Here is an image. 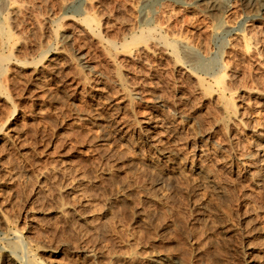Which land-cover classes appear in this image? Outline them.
Masks as SVG:
<instances>
[{"label":"rangeland","instance_id":"obj_1","mask_svg":"<svg viewBox=\"0 0 264 264\" xmlns=\"http://www.w3.org/2000/svg\"><path fill=\"white\" fill-rule=\"evenodd\" d=\"M15 1L25 8L14 20L22 40L16 59L28 57L34 64H45L54 57L41 55L43 42L47 41L52 51L60 46L68 50L75 65L68 69V77L101 78L107 90L88 97L81 92L80 97L74 95L68 82L47 79L35 88L28 83L29 71L8 68L7 83L0 85V216L8 221L5 228L0 225V253L9 251L8 260L9 254L23 257L5 245L20 236L30 244L28 259L35 264H49L51 258L43 251L66 241L55 258L58 264H120L114 262L116 257L129 258L134 252L135 262L121 264H146L153 251L175 254L184 264H245L243 235L251 234L252 223H260L264 229V188L256 190L239 180L234 169L224 170L206 162L215 181L224 188L223 195L201 193L196 198L198 204H204L199 212L192 208L193 202L178 180L174 186L180 189L170 188L172 205L163 209L148 204L141 211L143 221L134 224L132 211L141 207L138 195L149 187L151 175L136 177L126 171V163L118 154L123 151L124 157L133 159L135 153L122 146L118 152L119 145L111 141L113 135L103 143L95 140L109 129L96 126L99 122L93 114L104 117L112 113L115 107L109 101L113 97L119 103L121 117L141 120L147 116L142 102L134 100L131 107L116 92L113 81L118 74L141 101L163 97L193 115L192 130H207L218 117L212 102L217 90L213 78L226 71L229 79L225 98L234 103L249 126L264 124V97L254 99L247 93L264 94V20L255 17L251 4L232 0L222 17L227 28L216 32L214 15L179 0H155L143 9L142 14L148 18L144 20L137 10L138 0ZM61 1L66 2L64 8ZM89 1L94 2L90 10L85 5ZM4 2L0 0V10ZM83 10L97 25L95 39L81 32L74 22L84 17ZM50 34L55 36L53 40H47ZM108 42L115 45L114 50L109 51ZM137 45L147 46L150 52L133 60L122 57ZM7 55V48L0 47V56ZM79 55L91 68L89 72L80 65ZM12 65L18 63L12 61ZM182 67L189 72L195 69L201 82L213 91L210 99H201L196 81L188 78ZM241 131L235 126L213 129L205 140L218 149L222 161L235 169L251 140L250 134ZM186 135L183 133L181 139ZM181 147L190 152L187 146ZM109 169L118 170L115 178L103 180L102 173ZM123 182L130 183V188L135 186L130 189L128 204L115 195L117 185ZM249 210H254L250 221H244ZM222 228L227 235H223ZM208 242L213 246L209 247ZM249 245L263 249L264 230ZM85 249L92 254H84ZM261 254L263 261L264 252Z\"/></svg>","mask_w":264,"mask_h":264},{"label":"bare ground","instance_id":"obj_2","mask_svg":"<svg viewBox=\"0 0 264 264\" xmlns=\"http://www.w3.org/2000/svg\"><path fill=\"white\" fill-rule=\"evenodd\" d=\"M154 1L155 0H138L137 1V5H138L137 10L139 14L141 15L142 20L147 18L146 17L147 15L142 14L143 9L146 6H152ZM179 1L184 5H188V6L194 5L196 8L198 7V9H200L199 7H202V9H200L202 13L207 14V15H210V14L214 15V25H213L214 31L217 32V31H221L227 28L228 23L223 21L222 17H223V14L226 8L229 7V4L231 3L232 0H179ZM239 1L242 3L243 1L245 3H250L254 9V13L256 14L255 17H260L264 20V0H239ZM65 3L66 2L61 1V8L65 7L66 5ZM93 3L94 2L92 1L87 2L85 4L86 8L88 9L92 8ZM86 8H84V10H86ZM23 9L25 8H23L22 4H19L18 1L16 2L15 0H5L3 4V8L2 10H0V47L3 48V46H5L7 50L9 51V55L0 56V85H4L7 83V77L10 73V70L8 68H11L12 66H14V68L29 71L28 72L29 73L28 83L35 88H38V86L41 85V83L45 79L51 80V81L60 80L59 81L60 83L68 82V85L71 87V90L74 93V95L79 94L80 97H81L80 95L81 92L85 93L86 96L87 94H90V95L97 94L99 96L101 94H104L107 89H105L104 87L105 81L101 78L87 79L86 77H82L80 75L76 77L72 76L73 78L68 77L67 75L68 69L74 68L75 65L70 55H68L69 53H67L68 50L66 51L61 46L55 48V50L52 51L51 50L52 46L50 47V43H48L47 41L43 42L44 45L42 44L43 48H41L42 49L41 55L44 57L45 55H49L50 57L54 56L53 58L48 59L45 64H40V63L34 64L35 62L33 63L32 62L33 60L32 61L29 60L28 57H25L23 61H19L18 59H16L17 58L16 54L20 51L19 48L21 47L20 44L22 43V40L17 35V33H19L18 32L19 28L14 20L18 16V14L22 13ZM83 13H84V17H82L81 19L80 18L76 19L74 22L78 24V27L80 28L81 32H83L90 38L95 39V36H96L95 32H96L97 25L96 23H94V20L89 15L90 13L88 14V12H85V11ZM51 34L49 35L47 40H53V38H55V36ZM238 37L241 38L240 36ZM98 43L99 42H97V44ZM106 46L108 47L109 51L114 50L115 48V45L111 42H108ZM139 46L134 47V48L131 47L132 49L129 50L127 54L122 57L131 59L134 56L138 57V55L140 56V54L150 52V49L147 46L145 45L140 46V47ZM115 55L113 56L115 57ZM188 57L191 58V56H188ZM79 60L81 61L80 65L81 66L84 65L83 68H85L86 71L89 72L91 68L89 67V65L87 66L85 62H83V60H85L83 55H79ZM12 61H15V64L18 63V65H12ZM195 62H196V65L201 67L200 62L198 61H195ZM181 69L184 70V73H186L188 78L194 79L196 81L195 82L196 90L200 94L201 99H203V101H207L208 99H210L211 93L213 94V91H211V88L209 86H205L201 82L202 79L197 77L198 75L195 73L194 71L195 69H190V72L184 69L183 67ZM231 78H230V81H231ZM228 79H229V74L226 71L223 74L213 78V84L215 85L214 87L217 90L214 91L215 94H213L214 98H212L213 99L212 102L214 104L215 109L217 110L218 117L214 119V122L211 125V127H209V129L195 131V129L192 130L193 128L192 122L194 121V117L192 114L185 112L184 110L181 109V107L179 108V106L176 103L174 102L170 103L168 100H165L163 99V97L161 98L160 96L159 97L153 96L154 98H151L150 100L145 99L141 101V99L139 98V94L133 89L129 88L127 84L125 83V81L120 77V75L118 74L115 75L113 84H114V87L117 89L116 92L119 93L120 97L124 101H127L131 107H134V100H138L142 102L143 109L147 112V116L143 117L141 120L137 118L130 120L129 118L121 117L122 114L120 113V109L118 107L119 103L115 102L116 99H112L113 98L112 97L110 98V101H109V103L112 104V107H115L112 113L107 114V116H104V117L103 115L101 116L99 113L93 114L96 121L99 122L98 124H95L96 126L99 127L101 125H105V127L109 129V132H107L106 134L96 136L95 140L99 143H103V142L108 141V138H110V136L113 135L114 137H113V140L111 141L119 145L118 147L116 146L117 150L122 146L121 148L124 147L135 153V158L132 159V158H127L129 156L124 157L126 155L125 154L126 152L125 153L123 151H122L123 153L119 152L121 148L120 150H118L119 152L118 155L120 156L119 159H122V162L124 160V162L126 163V166H123L124 168L126 167V171L135 174V176L137 175L136 177H140L141 175H148V174L151 175L150 177H151L152 182L149 184V187L147 188L146 186H144L147 189L144 188L142 195L141 196L138 195V197H141V202H140L141 207H135L132 211L133 221L132 220L131 221L134 222V224L138 225L139 223L143 221L144 217L141 215V211L144 207H147L148 204H154L158 206L159 208L166 207L168 206L169 203L171 204L172 201L170 202V200L172 198H171L170 188H172L176 182L178 183V180L182 181V186L185 192L188 194L191 202H193L191 203L192 208L196 209V211L198 209L199 210L202 209V206L204 205L203 203L198 204L196 200V198H198L197 196L200 197L202 195L201 193H203V195H206V194L208 195V191H211L217 197L223 195L224 188L220 186L217 183V181H215L213 174H212L213 172H211V170L208 169L209 167L207 168L206 162L213 163L217 165L218 167L223 168L224 170L231 171L232 169H234V172H236L235 175L238 176L237 178H239V180L247 183L249 186H251L252 188L256 190H261L264 188V124H258L257 126H253L252 124V126H249L247 123H245L244 117L239 112V110L236 109L237 107H235L234 103L226 99L224 96L227 90L225 88V83H226V80L228 81ZM43 84H46V83H43ZM247 93L249 96H253L254 99H262L264 97V94L260 93V91L259 92L252 91V92H247ZM69 96L71 97L72 95L70 94ZM93 99L94 98H92V100ZM168 107L171 109L172 112L167 113ZM85 116L87 118L92 117L89 114H86ZM229 126H232V127L235 126V127L241 128L243 133L250 134L251 136L250 142L247 143L248 146H247V152L245 156H242L239 158V161H240L238 165L239 170L238 168L235 169L231 163L229 164V163L222 161L220 158V152L218 151V149L213 148L212 146L207 144L205 141L206 139L210 137L213 129H219V128L222 129V128H227ZM187 132H190L191 134L188 133V135H186ZM183 133H185L186 135L185 139L184 138L181 139V136ZM15 134L17 135L18 133L15 132ZM14 138L12 137V139ZM181 146L183 147L187 146L190 149V152L184 151L185 148L183 149ZM115 153H116V149H115ZM123 154L125 155L123 156ZM116 156H117V153H116ZM133 156L134 155H131L130 157H133ZM122 157L125 159H123ZM112 169L106 170L102 173V176L100 175L101 177H103V180L104 179L109 180V179H112L113 177L115 178L116 176L115 172H117L118 170L116 171L115 170L116 168H115L114 169L115 172H114ZM119 177H121V175ZM145 180L148 182L147 179ZM75 181H77V179ZM119 182L117 183L119 184ZM144 184H147V183H144ZM132 187H135V186H132ZM131 188H130V183L123 182V184L121 183L119 186L117 185V190L115 192L116 193L115 195L121 203L128 204L130 202V197H131L130 194L132 192L130 191ZM74 190H71V191H74ZM135 191L136 190H134V193ZM163 209H160V210H163ZM64 210L65 209H61L60 211H63L64 213ZM253 212L249 210L246 216L244 217V221L249 220ZM158 213L156 214L158 215ZM160 213H162V211ZM5 219L6 218H4L3 216H0L1 228L2 227L5 228L8 222V221L6 222ZM207 223L209 225V222ZM172 224H169V225H172ZM259 224L252 223L250 226L251 234L249 235L245 233L243 235V241L246 245V252L244 253L245 264H264V260L262 261V256H261L262 255L261 253L264 252V248L262 249L256 246L251 247L249 245V242L253 237H259L263 233L264 229H262L260 227L261 224L260 225ZM222 231H223V235H227V231H225V229L222 228ZM194 233L195 231L193 232V235ZM199 233L201 234V232ZM27 243L24 242L20 236H15L13 242L11 243L8 242L5 245L8 247L10 251H14V254L16 251L17 253H20V255L23 257L17 256V255L11 256L9 254V257L11 258V260H8V255L6 254H8L9 251H4L3 253H0L1 254L0 264H35L34 262L28 259V250H29L30 244H27ZM65 243H67V241ZM65 243L61 242L58 245L54 244L55 246H49L43 251L46 254H48L49 257L51 258V260L49 259L50 261H48L49 264H58L55 258L57 257V254H59L58 251L60 250V248L62 247L64 248V246H66ZM132 244L133 243H131V245ZM207 245L209 246V242ZM83 252L86 255L92 254L90 253V251L86 249L83 250ZM131 252H134L133 249ZM153 252L152 254L150 253L151 255H149V257L146 259V264H184L182 262L183 259L181 260L180 258L176 257L175 254H161L159 252H154V253ZM126 255L129 256L128 254ZM136 260H137V255L134 252L131 254L129 258H122V257L117 258L116 257L114 259V262H117V263L119 262L121 264L125 262H130V261L135 262Z\"/></svg>","mask_w":264,"mask_h":264}]
</instances>
